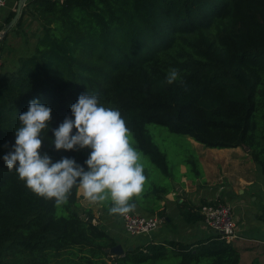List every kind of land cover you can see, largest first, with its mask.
<instances>
[{
	"label": "trees",
	"instance_id": "1",
	"mask_svg": "<svg viewBox=\"0 0 264 264\" xmlns=\"http://www.w3.org/2000/svg\"><path fill=\"white\" fill-rule=\"evenodd\" d=\"M26 15L44 31L35 49L19 59L2 56L8 38L0 40V264H240L238 246L219 233L194 243L140 244L115 256L106 248L118 241L94 221L93 209H75L81 204L78 188L68 198L70 212L58 214L55 200L29 190L3 156L15 144L19 114L30 101L51 107V128H58L72 115L83 83L101 104L120 111L137 149L163 170L166 156L148 123L211 148L249 147L264 173V0H29L12 28L28 43ZM225 19L235 28L220 31L212 42L206 33ZM174 34L189 46L155 56ZM69 46L96 62L75 57ZM7 61L15 68L7 69ZM170 69L179 71L172 84ZM43 135L42 154L53 162L74 158L87 170L91 149L56 151L50 147L54 133L46 129ZM182 206L186 221L204 218L201 206Z\"/></svg>",
	"mask_w": 264,
	"mask_h": 264
},
{
	"label": "clouds",
	"instance_id": "2",
	"mask_svg": "<svg viewBox=\"0 0 264 264\" xmlns=\"http://www.w3.org/2000/svg\"><path fill=\"white\" fill-rule=\"evenodd\" d=\"M178 78L179 71L170 69L167 83ZM71 113L53 129L52 108L38 99L30 101L28 110L19 114L15 144L3 156L7 168L15 169L34 194L55 200L57 206L67 204L76 187L90 204L103 206L110 201V215L127 217L136 210L135 201L142 196L146 176L126 121L118 109L105 107L88 91L71 105ZM46 129L54 133L50 147L56 151L91 149L84 162L87 170L74 158L53 162L47 153L42 154Z\"/></svg>",
	"mask_w": 264,
	"mask_h": 264
},
{
	"label": "crops",
	"instance_id": "3",
	"mask_svg": "<svg viewBox=\"0 0 264 264\" xmlns=\"http://www.w3.org/2000/svg\"><path fill=\"white\" fill-rule=\"evenodd\" d=\"M28 1L26 0L24 3L23 9ZM18 2L19 0H6V5L0 7V27H2L0 31L8 23L7 19L10 13L16 11ZM33 24L39 25L33 16L26 15L24 25L29 36L30 33H36ZM6 37L8 38L5 42L7 48L2 52V56H8V53L13 51L14 39L21 36L11 29ZM218 149L220 150L217 151L219 154L214 156L215 161H200L203 169L202 174L199 175L200 181L211 185L214 189L213 192L204 190L202 194L194 193L186 197L182 195L181 189H178L174 193L180 195L179 197H175L173 194L172 197H169L170 200H176V215L166 217L165 222L158 229L138 235L129 234L124 229L122 219L121 230L112 229L111 232L117 239V243H122L128 250L131 247L150 242L165 243L168 239H180L194 243L199 239L207 238L216 232L206 226L204 219L196 222L186 221L181 214L182 204L187 201L198 210L201 205L219 199L233 205L238 233L233 243L240 249V264H252L254 261L264 264V173L261 166L251 159L248 149L242 146ZM236 149V154L231 153ZM219 155H222L220 160L224 161H217ZM78 196L81 204L85 201L87 202L86 208L93 209L95 222H108V218L104 219V216H101L102 213L83 198L79 189ZM197 199L199 202H196ZM118 216L122 218V216ZM111 228L112 226L108 225L109 231Z\"/></svg>",
	"mask_w": 264,
	"mask_h": 264
},
{
	"label": "rangeland",
	"instance_id": "4",
	"mask_svg": "<svg viewBox=\"0 0 264 264\" xmlns=\"http://www.w3.org/2000/svg\"><path fill=\"white\" fill-rule=\"evenodd\" d=\"M35 24H33V28H36V33H30L29 42L25 43L21 37L14 39V49H12L13 51L9 52L8 55L14 54L15 57L19 59V57L24 53H29L35 49L39 38L44 36V31H41L40 26ZM233 28L235 27L232 20L225 19L219 23H216V25L210 28L206 34L207 37L212 40V42L217 43L214 38L220 31H230ZM59 34L62 33L59 31ZM182 36L179 34H174L172 39L173 41H171L170 46L160 45L155 49V53L154 51L153 53L157 57H162L165 52L172 53L181 47L189 46L188 42H186ZM144 39L145 41H148L149 37H145ZM143 47L146 49L148 48L146 44H144ZM69 49L72 51L75 57H83V59L86 61H92L94 63L96 62L95 56L93 57L91 54H85L83 56V54L78 51L79 49L73 46H69ZM5 53L7 54V52ZM16 62H18V60H16ZM16 62L7 61L6 68L9 70L15 68ZM53 69L56 70V68ZM83 86L84 84L81 83V86L78 88L79 90L75 92L77 96L88 91L87 89L83 88ZM58 108V103H56L55 109L57 110ZM147 129L153 141L166 156L167 170L161 169L159 165L153 162L148 155L137 149L133 135L130 133V139L133 146L140 154V162L144 166V174L146 176V183L142 196L135 201L137 204L135 211L145 214L157 213V215L163 216L166 219V217H173V215L177 214V207L175 204L176 200H170L169 197H172V194L175 197H179L180 195L174 193L177 192L178 189H181L182 195H185L186 197H189L190 194L193 195L194 193H197V195L202 194L204 190L209 192L214 191L211 185H207V183L205 184L200 181L199 175L202 174L203 171L200 161H215L214 156L219 154L217 151L220 149L207 147L198 141L197 143L196 140L190 136L174 133L166 126L156 123H148ZM231 153L236 154L237 149ZM221 156L222 155L217 156V161H224L220 160ZM16 173L17 172H15V174ZM212 201L216 202L221 200L218 199ZM196 202H199V199H197ZM86 206L87 202L84 201L83 204H80V206L75 209H77L79 212H82ZM109 206L110 201L105 202L103 206L93 205L95 209L102 213L101 216L103 215L104 219L108 218V222H100V224L107 228L108 225H111L112 228L110 232L113 230L120 231L122 218L119 217L118 214L110 215L108 211ZM71 208L74 210V207ZM69 212L70 209L67 207V204L57 207L58 214H68ZM11 258L12 257H9L8 259L10 260Z\"/></svg>",
	"mask_w": 264,
	"mask_h": 264
},
{
	"label": "built area",
	"instance_id": "5",
	"mask_svg": "<svg viewBox=\"0 0 264 264\" xmlns=\"http://www.w3.org/2000/svg\"><path fill=\"white\" fill-rule=\"evenodd\" d=\"M6 5V0H0V7ZM2 58L0 56V64ZM201 213L204 216L206 226L222 238L233 241L237 236V223L234 217L233 205L225 201H216L201 205ZM124 229L131 235L149 233L158 229L165 221L163 216L157 214H145L134 211L127 217H122Z\"/></svg>",
	"mask_w": 264,
	"mask_h": 264
},
{
	"label": "water",
	"instance_id": "6",
	"mask_svg": "<svg viewBox=\"0 0 264 264\" xmlns=\"http://www.w3.org/2000/svg\"><path fill=\"white\" fill-rule=\"evenodd\" d=\"M25 2H26V0H19L15 15L5 25V28L2 31H0V40L6 38V35L8 34V32L15 26V24L20 19L22 12H23V6H24ZM246 149H249V147H246ZM131 248H129V249H131ZM106 251L112 253L115 256H121L127 251V249H125L123 244L119 242L112 247L106 248Z\"/></svg>",
	"mask_w": 264,
	"mask_h": 264
}]
</instances>
